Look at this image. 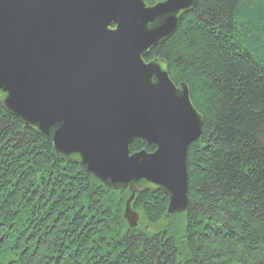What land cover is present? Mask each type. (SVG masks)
<instances>
[{"label": "trees", "instance_id": "1", "mask_svg": "<svg viewBox=\"0 0 264 264\" xmlns=\"http://www.w3.org/2000/svg\"><path fill=\"white\" fill-rule=\"evenodd\" d=\"M154 57L203 117L185 211L167 215V196L146 190L131 201L145 223L129 228L128 188L105 187L0 106V264H264V0H198ZM141 150L153 149L130 144Z\"/></svg>", "mask_w": 264, "mask_h": 264}, {"label": "water", "instance_id": "2", "mask_svg": "<svg viewBox=\"0 0 264 264\" xmlns=\"http://www.w3.org/2000/svg\"><path fill=\"white\" fill-rule=\"evenodd\" d=\"M198 0H0V106L109 189L187 207V153L203 117L164 59L146 60ZM134 140L153 150L130 152ZM154 264H161L157 257Z\"/></svg>", "mask_w": 264, "mask_h": 264}, {"label": "rangeland", "instance_id": "3", "mask_svg": "<svg viewBox=\"0 0 264 264\" xmlns=\"http://www.w3.org/2000/svg\"><path fill=\"white\" fill-rule=\"evenodd\" d=\"M135 212L138 214V224L145 223V221H144V219H143L141 213L138 212V211H136V210H135ZM125 221H126V220H125ZM126 223H127V221H126ZM162 225H163V224H159V225H157V226H156V229L158 230ZM152 230H155V229L152 228ZM155 261H156V260H155Z\"/></svg>", "mask_w": 264, "mask_h": 264}]
</instances>
